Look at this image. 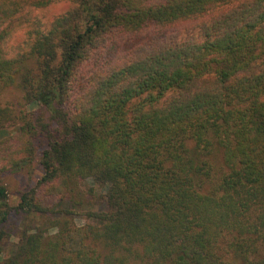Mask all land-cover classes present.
Here are the masks:
<instances>
[{"label":"trees","instance_id":"16d2710c","mask_svg":"<svg viewBox=\"0 0 264 264\" xmlns=\"http://www.w3.org/2000/svg\"><path fill=\"white\" fill-rule=\"evenodd\" d=\"M55 1L0 0V264H264V0H71L7 58Z\"/></svg>","mask_w":264,"mask_h":264},{"label":"rangeland","instance_id":"374dc122","mask_svg":"<svg viewBox=\"0 0 264 264\" xmlns=\"http://www.w3.org/2000/svg\"><path fill=\"white\" fill-rule=\"evenodd\" d=\"M71 0H57L50 4L48 7L43 9L37 8H28L26 9L19 18L9 26V36L2 44V49L7 58H13L20 53L28 52L31 49V44L33 42L34 34L33 32L37 28H48L52 22L60 15L66 13L73 7ZM33 34V35H32ZM22 102L21 94L19 91L13 88L7 89L2 95V103L4 106L11 108L12 110H19V105ZM34 107H30V110ZM40 174V168H36L34 174H28L26 171L21 173H7L1 177L4 184L8 186L10 191V203L12 206H16L20 203L21 191L30 189L38 175ZM89 185L94 184L89 182ZM95 192L100 193L101 195L105 194L104 189H99L95 187ZM102 199H99L97 196L90 199V202L93 204V208H102L105 209L106 205L102 203ZM36 221L31 220L24 221L20 224V227L26 224L36 226L38 224ZM76 224L83 225L86 220L82 217H77L75 220ZM40 223V222H39Z\"/></svg>","mask_w":264,"mask_h":264}]
</instances>
